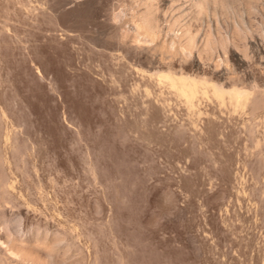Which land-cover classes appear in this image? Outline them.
Segmentation results:
<instances>
[{
  "label": "rangeland",
  "instance_id": "obj_1",
  "mask_svg": "<svg viewBox=\"0 0 264 264\" xmlns=\"http://www.w3.org/2000/svg\"><path fill=\"white\" fill-rule=\"evenodd\" d=\"M132 2L0 0V172L18 194L6 210L87 223L100 264H263L264 112L224 109L225 127L205 114L189 127L196 115L150 79L163 61H137L117 37V23L133 28ZM251 18L250 40L263 41V15ZM250 52L236 80L264 88V57Z\"/></svg>",
  "mask_w": 264,
  "mask_h": 264
},
{
  "label": "bare ground",
  "instance_id": "obj_2",
  "mask_svg": "<svg viewBox=\"0 0 264 264\" xmlns=\"http://www.w3.org/2000/svg\"><path fill=\"white\" fill-rule=\"evenodd\" d=\"M133 2H139V7L133 9L134 12L130 18H133L131 31L129 28L127 30V27L123 29L122 26L126 22L117 23L120 25L117 27L118 25L113 21L115 18H112L114 16L109 15L110 21L117 25H113L114 28L120 29L117 37L122 40L125 39L123 42L120 40L121 43H125V41L131 43L130 49L133 48L135 53H139L137 57L141 56L142 52L144 53L146 59L143 56L137 61L144 60L143 64L146 60H151L147 62L156 59V61H163L160 62L161 68H159L160 64L158 67L156 63L158 69L155 67L156 65H153L157 70L154 69L153 71L151 68L153 72H149L153 78L150 76V79L155 78L164 86H168L174 95L182 98L187 104L189 112L196 115V117H190L193 119L190 122L192 125H188L189 127L198 126L200 124L198 119L202 115L204 117V114L208 119L207 122H209L207 127H223L227 122H220L224 119H219L221 115L218 112L224 109L236 113L251 114L254 119H258L262 115L264 112V88H261L258 83L247 85L237 81L236 79H239L240 76L236 66L253 59L250 52L252 47L258 49L261 58L264 57V40L258 42L253 39L250 40L255 30L251 24L253 22L251 15L261 14L264 17V0H133ZM124 5L122 4L121 7ZM134 6L130 8L132 9ZM113 13L112 11V15ZM122 20L124 19L122 18L121 22ZM261 23L264 24V20ZM262 24L258 27L259 29L262 28ZM262 36L264 37V32H262ZM129 44H126L127 47ZM126 45L124 44L125 48ZM131 50H129L130 55L133 54ZM126 51H128L127 48ZM122 53L126 55V52L123 51ZM119 55L118 58H120ZM124 57L127 58V56ZM123 58L120 59L124 61ZM134 58L136 57L134 56ZM132 60L133 58H131V63ZM176 60L179 61L178 64H176ZM134 61L136 62V59ZM126 62L129 63V61L123 62L124 67L126 64L128 65ZM162 63L165 67L162 66ZM132 65L134 66V64ZM133 66L131 68L134 69L137 65ZM119 69L118 72L122 69L124 71V68ZM121 74L126 76V72ZM145 74L148 76L145 78H149V73ZM120 76L123 77L124 75ZM150 88L152 89L151 92H154V89ZM163 88L161 89L163 90ZM145 91L147 90L145 89ZM148 92L151 93L149 90ZM149 97L151 98L150 95ZM162 97L165 98V101L168 96ZM159 99L161 100V97ZM160 100L158 102H161L163 106L166 102L169 105L168 99L164 104L162 103L163 98ZM204 101L215 104L213 111L204 108ZM153 107L155 108L156 104ZM217 107L219 111H217ZM158 108L160 106L155 108L156 112ZM154 118L155 114L150 119L153 120ZM143 120L145 121L142 118L141 121L144 122ZM147 120L145 123L149 122ZM200 120L202 122V118ZM151 123L152 121L149 124ZM184 123L182 122L183 126L186 127ZM138 124H141L139 126L144 125L140 123V120ZM9 139L10 136H7L5 139L7 143ZM16 146V150L20 149L19 145ZM16 150L14 151L16 152ZM17 152H20L18 155L23 157L21 150ZM6 156L1 151L0 167H5L4 165L9 158ZM260 158L262 159L263 156ZM261 162L264 166V161ZM15 187V181L10 179L8 173L6 171L0 172V212H2L0 224L1 228L3 226L2 229L0 228V264H100L99 244L93 238L92 233L88 231L87 226H84L87 223H82V227L78 224L65 225L64 222L58 223L55 220L53 223L47 217L44 219L43 215L39 216H43V218L36 217L34 219L35 216L34 218L30 216L31 205L21 207L22 209L20 208L19 212L16 211L17 213L12 211L9 213L6 207H9L11 201L18 200ZM99 202L96 204L99 205ZM98 210L100 211V209ZM26 217L27 223L24 219ZM23 219L25 222H22ZM21 223H25V226H22ZM83 237L86 242L82 241Z\"/></svg>",
  "mask_w": 264,
  "mask_h": 264
}]
</instances>
